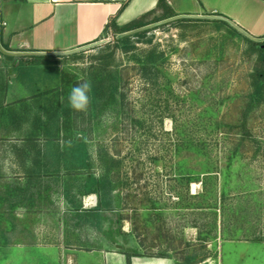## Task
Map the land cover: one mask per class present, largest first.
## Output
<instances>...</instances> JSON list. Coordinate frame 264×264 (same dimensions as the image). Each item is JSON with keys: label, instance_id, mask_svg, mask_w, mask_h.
Instances as JSON below:
<instances>
[{"label": "rangeland", "instance_id": "obj_1", "mask_svg": "<svg viewBox=\"0 0 264 264\" xmlns=\"http://www.w3.org/2000/svg\"><path fill=\"white\" fill-rule=\"evenodd\" d=\"M142 32L128 51L109 31L64 56L0 60V181L39 183L45 245L262 264L260 244L225 242L264 241V64L218 19ZM83 80L87 112L64 115Z\"/></svg>", "mask_w": 264, "mask_h": 264}, {"label": "crops", "instance_id": "obj_2", "mask_svg": "<svg viewBox=\"0 0 264 264\" xmlns=\"http://www.w3.org/2000/svg\"><path fill=\"white\" fill-rule=\"evenodd\" d=\"M159 1L3 0L0 11V46L5 52L16 53L13 59L21 56L28 58L32 55L64 56L80 47L102 40L111 31L109 29L105 34V28L111 22L116 27H123L150 11L153 12L147 18L148 21L160 16L162 10L157 8ZM164 2L174 15L198 19L217 16L223 19L220 21L232 23L251 37L264 38V0H164ZM2 50H0V60L11 62L13 59L8 60ZM1 69L2 67H0V100L10 102L11 67L7 68V72ZM5 108H8L6 104L0 112H6ZM38 162L35 155V170ZM41 189L39 183L25 185L0 181V264H28L29 254L35 255V264H44V262L127 264L128 257L129 264H179L175 257L168 254H128L101 245L83 248L74 243L62 248L59 245H45L42 231L44 215L42 210L37 209V205L43 203L42 192L38 194V190ZM33 207L36 209L33 210ZM14 220L23 225H21L22 229L13 233ZM28 223H33L30 224L29 230ZM225 243L260 244L262 256H259V262L264 264V241H226Z\"/></svg>", "mask_w": 264, "mask_h": 264}, {"label": "trees", "instance_id": "obj_3", "mask_svg": "<svg viewBox=\"0 0 264 264\" xmlns=\"http://www.w3.org/2000/svg\"><path fill=\"white\" fill-rule=\"evenodd\" d=\"M157 8L162 10V14L160 16L154 17L151 21H148L147 18L152 15L153 11L147 12L144 15L140 16L139 18L131 21L130 23L124 25L123 27H116L112 22L109 23L106 28H105V34L108 32L110 29L113 33V35L123 33L126 31L134 30L140 27H143L145 25H148L153 22L161 21L163 19H167L170 17H174L177 15H174V13L168 9L166 3L164 0H160L157 4ZM182 19V18H181ZM181 19H176V20H181ZM143 32H137L132 34L133 36H140ZM243 36V35H242ZM243 38L254 48V50L257 52V61L260 64H264V42H255L252 41L246 37L243 36ZM115 41L117 44L124 50L128 51L130 50L131 46L129 44V36H124L121 38H115ZM75 53V52H73ZM22 57V56H21ZM46 57L45 55H32L29 56V60H34L37 62L40 58ZM262 79H264V70H259L255 72V84H258ZM257 81V82H256ZM72 109L70 108H65L63 109V113L66 116H69L71 113ZM74 111V110H73ZM128 257V256H127ZM127 264H129V257L127 258Z\"/></svg>", "mask_w": 264, "mask_h": 264}, {"label": "clouds", "instance_id": "obj_4", "mask_svg": "<svg viewBox=\"0 0 264 264\" xmlns=\"http://www.w3.org/2000/svg\"><path fill=\"white\" fill-rule=\"evenodd\" d=\"M92 82L90 80H83L73 86L68 93L69 107L81 113H86L92 100Z\"/></svg>", "mask_w": 264, "mask_h": 264}, {"label": "water", "instance_id": "obj_5", "mask_svg": "<svg viewBox=\"0 0 264 264\" xmlns=\"http://www.w3.org/2000/svg\"><path fill=\"white\" fill-rule=\"evenodd\" d=\"M205 17H206V18H209V19L223 20L222 18L217 17V16H205ZM181 18H185V16H174V17H170V18H167V19H163V20L158 21V22H156V23H154V24H151V25H145V26H143V27H140V28H137V29H134V30H130V31H126V32H123V33H119V34L117 35V37H118V38H121V37H124V36L132 35V34H134V33L142 32V31H144V30H147L148 28H150L151 26H154V25H156V24L166 23V22L174 21V20H176V19H181ZM201 18H204V17H201ZM228 24H229L232 28H234L236 31H238L240 34H242L244 37H246V38H248V39H250V40H252V41H255V42H264V38H260V39H258V38L251 37V36H249L247 33H245L243 30H241V29H239L238 27H236L235 25H233L232 23H229V22H228ZM100 42H103V41H98V42L93 43V44H91V45L99 44ZM91 45H87V46H84V47H80V48L76 49L75 51H71V53H72V52H76V51H78V50H81V49H83V48H85V47H88V46H91ZM0 50H2L1 46H0ZM2 51H3V50H2ZM3 52L7 55V59H8V60H12V59H13V56L16 54V53H8V52H5V51H3ZM18 54H19V53H18Z\"/></svg>", "mask_w": 264, "mask_h": 264}]
</instances>
